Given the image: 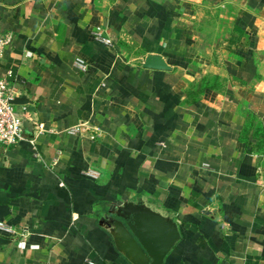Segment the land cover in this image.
I'll list each match as a JSON object with an SVG mask.
<instances>
[{
    "label": "crops",
    "instance_id": "0c3cea01",
    "mask_svg": "<svg viewBox=\"0 0 264 264\" xmlns=\"http://www.w3.org/2000/svg\"><path fill=\"white\" fill-rule=\"evenodd\" d=\"M0 31L30 118L0 145V264H133L103 222L139 199L178 224L164 264H264V0H0Z\"/></svg>",
    "mask_w": 264,
    "mask_h": 264
},
{
    "label": "water",
    "instance_id": "95a60500",
    "mask_svg": "<svg viewBox=\"0 0 264 264\" xmlns=\"http://www.w3.org/2000/svg\"><path fill=\"white\" fill-rule=\"evenodd\" d=\"M144 66L170 69L162 55L151 53ZM26 96L12 102L23 104ZM106 227L114 236L120 251L133 264H164L165 258L180 239V231L173 215L163 213L143 199L115 203L105 214Z\"/></svg>",
    "mask_w": 264,
    "mask_h": 264
},
{
    "label": "built area",
    "instance_id": "2783aa9c",
    "mask_svg": "<svg viewBox=\"0 0 264 264\" xmlns=\"http://www.w3.org/2000/svg\"><path fill=\"white\" fill-rule=\"evenodd\" d=\"M94 37L96 41L109 46L114 44L113 39L107 35L106 29L101 25L94 30ZM11 41L12 37L10 34L0 31V62ZM76 65L83 70L87 68V64L82 58L76 60ZM12 73L13 71L9 70L5 75H0V145L3 146H14L24 140L25 124L30 119L28 117L29 108L27 104H15L12 102L18 96L17 88L10 79ZM68 131L92 140L100 137L99 128L90 125L85 120L76 126L70 127ZM87 173L94 175L96 171L89 169ZM0 230L8 234L15 232L13 227L4 221H0Z\"/></svg>",
    "mask_w": 264,
    "mask_h": 264
}]
</instances>
